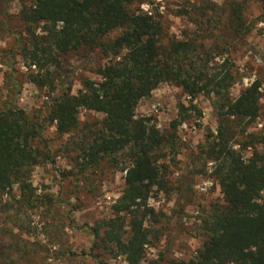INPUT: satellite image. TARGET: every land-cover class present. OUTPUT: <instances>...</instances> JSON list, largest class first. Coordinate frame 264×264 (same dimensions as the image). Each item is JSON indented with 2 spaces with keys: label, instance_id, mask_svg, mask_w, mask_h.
<instances>
[{
  "label": "trees",
  "instance_id": "obj_1",
  "mask_svg": "<svg viewBox=\"0 0 264 264\" xmlns=\"http://www.w3.org/2000/svg\"><path fill=\"white\" fill-rule=\"evenodd\" d=\"M13 1H18L23 28L14 34L10 56L18 55L28 81L51 96L43 114L21 108L15 88L12 98L0 99V202L5 196L4 206L14 211L6 219L11 226L0 230V264H34L33 248L15 228L22 227L29 210L53 201L37 193L31 178L34 166L52 159L44 137L51 125L58 137L67 138V146L77 149L79 174L104 162L121 165L125 172L110 215L87 226L92 235L87 253L96 264L103 263V252L123 256L126 264H264V149L255 148L264 147V137L247 131L259 114L260 82L255 79L231 95L237 73L227 55L228 40L222 44L223 34L214 30L223 24L225 31L244 35L248 0L224 1L226 22L213 2L178 10L203 26L180 38L165 36L161 20L133 7L136 0H0V16L9 17ZM254 1L264 7V0ZM72 53L89 62L97 56L88 69L99 75L98 80L83 78L76 93L68 74L62 78L59 70ZM165 82L188 98H210L216 130L207 133L192 161L211 162L222 199L202 214L199 228L205 238L191 258L160 255L145 262L152 235L145 222L154 213L148 200L170 186L168 165L161 160L179 151L177 126L191 111L201 113L192 103H179L178 115L164 131L149 116H137L138 102ZM81 109L101 117L81 122ZM242 146L253 147L249 158L243 157ZM183 184L181 211L189 202L186 189H192L188 181Z\"/></svg>",
  "mask_w": 264,
  "mask_h": 264
},
{
  "label": "rangeland",
  "instance_id": "obj_2",
  "mask_svg": "<svg viewBox=\"0 0 264 264\" xmlns=\"http://www.w3.org/2000/svg\"><path fill=\"white\" fill-rule=\"evenodd\" d=\"M224 1L136 0L133 7L144 12L143 7L148 6L151 15L161 20L165 36L180 38L185 32L200 30L203 26L190 20L187 15H178V10L213 2L218 6L217 13L222 16ZM263 8L260 1H247L243 15L248 30L244 35L237 36L231 31H225L223 24L214 30L217 35L223 34L221 41L228 40L227 55L233 60L237 73V80L230 90L231 95L237 96L241 89L255 79L260 82L259 114L247 131L264 137ZM18 11V1H13L9 7V17L0 16V99L12 98L15 88L14 96L21 108L28 114H43L51 95L46 89H40L28 81L27 68L18 55L10 56L14 47V34L23 28ZM190 13L194 15L191 10ZM206 14L210 18H217L212 12ZM226 18V15L222 16L223 22H226ZM117 33L114 31L112 35ZM92 59L89 62L77 53L63 58L59 70L62 78L64 73L68 74L72 93L81 87L83 78L99 79L98 74L88 69V66L95 65L97 56L92 55ZM179 103L184 106L192 103L201 113L191 111L190 117L177 126L179 151L175 156L161 160L162 164L168 165L170 186L166 191L154 192L148 200L154 213L145 222L152 233L151 243L146 247L145 262L160 255L184 260L191 258L205 238L199 228L202 214L210 203L222 199L220 188L210 173L211 162L203 165L200 160L192 161V154L204 142L207 133L216 130V114L209 96L201 94L193 99L188 98L175 85L161 83L150 96L138 102L136 115L149 116L164 131L178 115ZM79 117L81 122H85L99 119L101 114L81 109ZM44 137L52 150V159L34 166L31 178L37 193L42 197L50 195L53 201L49 205L29 210L26 217L22 215V227L15 228V231L28 242L26 245L33 248L34 264H96V260L87 253L92 244V235L87 226L110 215L111 205L123 189L125 172L121 170V165L104 162L96 169L79 174L76 165L78 151L67 146V138L58 137L53 125L46 129ZM236 148L239 147L236 145ZM255 148L264 149L262 144L255 145ZM240 151L244 158H249L253 147L242 146ZM184 180L190 183L192 189L190 191L187 187L189 202L184 204L181 211L180 191L184 188ZM261 196L264 199V191ZM5 199L4 196L0 202V230L11 226L12 222L6 219L11 218L14 212L4 206ZM102 262L126 264L123 256L105 252Z\"/></svg>",
  "mask_w": 264,
  "mask_h": 264
},
{
  "label": "built area",
  "instance_id": "obj_3",
  "mask_svg": "<svg viewBox=\"0 0 264 264\" xmlns=\"http://www.w3.org/2000/svg\"><path fill=\"white\" fill-rule=\"evenodd\" d=\"M143 9H144V12H146V13H148V14H151V12H150L149 9H148V6L143 7Z\"/></svg>",
  "mask_w": 264,
  "mask_h": 264
}]
</instances>
